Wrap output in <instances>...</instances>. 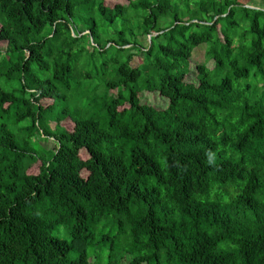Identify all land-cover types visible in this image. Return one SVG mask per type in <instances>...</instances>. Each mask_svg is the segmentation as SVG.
Masks as SVG:
<instances>
[{
	"label": "trees",
	"instance_id": "obj_1",
	"mask_svg": "<svg viewBox=\"0 0 264 264\" xmlns=\"http://www.w3.org/2000/svg\"><path fill=\"white\" fill-rule=\"evenodd\" d=\"M126 2L0 0V264H264V3Z\"/></svg>",
	"mask_w": 264,
	"mask_h": 264
},
{
	"label": "rangeland",
	"instance_id": "obj_2",
	"mask_svg": "<svg viewBox=\"0 0 264 264\" xmlns=\"http://www.w3.org/2000/svg\"><path fill=\"white\" fill-rule=\"evenodd\" d=\"M251 2H255V3H264V0H250ZM104 3L106 5H114L115 3H127L126 0H104ZM149 39V37H144V36H141L139 37V40H140V43L145 46L146 43H147V40ZM5 48V44L0 42V49L4 50ZM205 61V56H204V46L201 45L199 47H197L194 51H193V54H192V59H191V66H190V73L188 74V78L189 80H193L196 76V69H195V64L196 63H201V62H204ZM140 62V59L138 56H135L134 59L132 60V65H136ZM208 64L209 65H212V62L211 61H208ZM36 73L41 76L42 73L40 71H37L36 70ZM44 76V75H42ZM41 76V77H42ZM13 83H10V84H5L4 80L0 79V85L3 86L4 88H6L7 86H15V85H12ZM86 92V91H84ZM86 93H89V92H86ZM78 97V96H76ZM75 97V98H76ZM75 100H71L69 99L67 102L65 101H60L56 106H55V111L59 110L61 107H64V105H69L70 109L73 110L74 109V105H75ZM141 100L143 102H146V103H149V104H153L157 107H163L166 103L165 99L160 97L157 93L155 92H143L142 95H141ZM0 120H6V116H3L0 118ZM29 122V119H25L17 124H11L10 123V127L11 128H16L18 126H25L27 125ZM35 140L37 142H39V146L40 147H44V148H51L55 145L54 141L49 138V139H46V140H40L38 136L35 137Z\"/></svg>",
	"mask_w": 264,
	"mask_h": 264
},
{
	"label": "water",
	"instance_id": "obj_3",
	"mask_svg": "<svg viewBox=\"0 0 264 264\" xmlns=\"http://www.w3.org/2000/svg\"><path fill=\"white\" fill-rule=\"evenodd\" d=\"M152 35H156V33H152ZM148 37L150 38V35Z\"/></svg>",
	"mask_w": 264,
	"mask_h": 264
}]
</instances>
